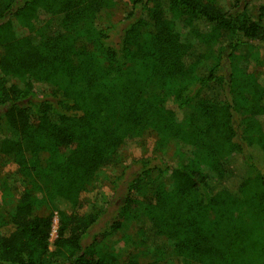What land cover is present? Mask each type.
I'll return each instance as SVG.
<instances>
[{"label":"trees","instance_id":"1","mask_svg":"<svg viewBox=\"0 0 264 264\" xmlns=\"http://www.w3.org/2000/svg\"><path fill=\"white\" fill-rule=\"evenodd\" d=\"M127 1L112 43L116 24L98 20L119 0H0V164L15 165L0 180V264H118L106 241L129 219L140 243L168 241L179 264H264V83L239 66L264 43V4L256 20L247 0ZM216 86L223 100L207 95ZM147 130L175 163L143 162L95 230L103 212L84 195Z\"/></svg>","mask_w":264,"mask_h":264},{"label":"rangeland","instance_id":"2","mask_svg":"<svg viewBox=\"0 0 264 264\" xmlns=\"http://www.w3.org/2000/svg\"><path fill=\"white\" fill-rule=\"evenodd\" d=\"M156 1L157 0H152ZM225 9L232 8L237 4L236 0H219ZM264 4V0H247V10L253 19H258L259 7ZM132 9L127 0H119L118 4L110 10L104 11L98 20L99 27H107L112 24L116 26L110 32V41L118 43L121 39L122 30L125 27L126 17ZM264 23V18L262 20ZM84 45H90L87 36L80 37L77 46L82 48ZM216 47V46H215ZM214 49V47L212 48ZM211 49V50H212ZM217 50V48H216ZM241 50H239L240 52ZM216 52V51H215ZM214 52V54H215ZM247 58L241 60L239 66L243 72L253 73L256 78L264 83V43L256 44L245 50ZM215 56V55H212ZM211 61L200 63L195 67L199 75H206ZM223 73L226 75L231 71L227 61L223 66ZM160 92V89L158 90ZM212 100H223L225 90L216 86L207 94ZM206 95V97H208ZM168 95L167 98H170ZM205 96V95H204ZM188 110L179 109L177 117L179 121L186 123L188 120L186 114ZM3 127V131H4ZM6 130V128H5ZM157 133L153 130H147L143 133L132 134L118 151L117 161L107 165L94 180L92 188L87 191L84 198L89 210L103 212L95 230H100L107 226L117 214L118 205L122 203L126 192L127 182L133 177V174L142 169L143 162H151V166L161 161L174 164L175 150L172 146H158ZM0 180L8 179L13 181L15 165L11 162V157H4L0 164ZM128 167L125 173L123 169ZM264 173V170H263ZM120 175V177H118ZM1 193V192H0ZM89 201V202H88ZM59 218H54L51 232V248H54L53 242L58 235ZM125 237V240H120ZM107 247L115 251L120 258L118 264H124V260L130 254L138 255L144 263L152 262L153 264H179L176 256L171 253V245L168 241H162L159 246L148 247L139 242L138 226L136 220H130L125 227L108 237Z\"/></svg>","mask_w":264,"mask_h":264}]
</instances>
